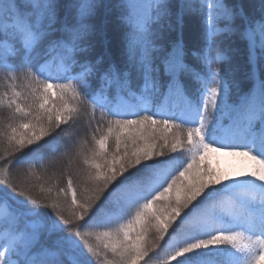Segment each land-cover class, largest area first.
I'll list each match as a JSON object with an SVG mask.
<instances>
[{
    "label": "snow or ice",
    "instance_id": "6c2138e0",
    "mask_svg": "<svg viewBox=\"0 0 264 264\" xmlns=\"http://www.w3.org/2000/svg\"><path fill=\"white\" fill-rule=\"evenodd\" d=\"M0 264H264V0H0Z\"/></svg>",
    "mask_w": 264,
    "mask_h": 264
},
{
    "label": "rangeland",
    "instance_id": "374dc122",
    "mask_svg": "<svg viewBox=\"0 0 264 264\" xmlns=\"http://www.w3.org/2000/svg\"><path fill=\"white\" fill-rule=\"evenodd\" d=\"M210 163L213 167H218L223 170H229L238 163V160L232 157L217 156L213 154L210 157Z\"/></svg>",
    "mask_w": 264,
    "mask_h": 264
},
{
    "label": "trees",
    "instance_id": "16d2710c",
    "mask_svg": "<svg viewBox=\"0 0 264 264\" xmlns=\"http://www.w3.org/2000/svg\"><path fill=\"white\" fill-rule=\"evenodd\" d=\"M197 33H198V22L193 20L189 23L187 33H186V35L188 36L190 44L194 45L196 43ZM242 87L247 88L248 85L246 83H243Z\"/></svg>",
    "mask_w": 264,
    "mask_h": 264
}]
</instances>
